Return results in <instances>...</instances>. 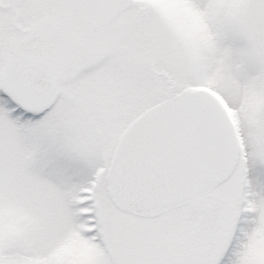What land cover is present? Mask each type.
<instances>
[{"label": "snow or ice", "instance_id": "snow-or-ice-1", "mask_svg": "<svg viewBox=\"0 0 264 264\" xmlns=\"http://www.w3.org/2000/svg\"><path fill=\"white\" fill-rule=\"evenodd\" d=\"M0 264H264V0H0Z\"/></svg>", "mask_w": 264, "mask_h": 264}, {"label": "flooded vegetation", "instance_id": "flooded-vegetation-1", "mask_svg": "<svg viewBox=\"0 0 264 264\" xmlns=\"http://www.w3.org/2000/svg\"><path fill=\"white\" fill-rule=\"evenodd\" d=\"M26 14V9L24 8H14L11 15L12 22L17 21L19 18L24 17Z\"/></svg>", "mask_w": 264, "mask_h": 264}]
</instances>
